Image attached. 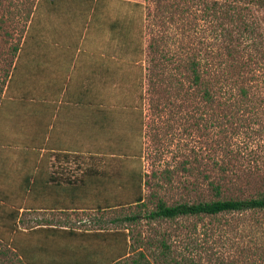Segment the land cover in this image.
<instances>
[{"label": "rangeland", "instance_id": "rangeland-1", "mask_svg": "<svg viewBox=\"0 0 264 264\" xmlns=\"http://www.w3.org/2000/svg\"><path fill=\"white\" fill-rule=\"evenodd\" d=\"M51 1L0 0V264H30L16 252L14 220L17 209L25 206L18 198L24 183L19 168L24 159L32 167L34 153L28 148L25 156L22 149L37 137L33 114L39 104L34 96L46 91L48 72L45 56L37 61L40 76L25 78L21 56L32 42L49 39L52 10L92 8L99 26L87 31L96 30L109 46L99 85L105 110L97 129L99 169L116 179L118 186L112 188L120 196L130 173L139 174L145 202L98 211L96 218L104 220V229H130L129 251L142 264H264V213L146 217L159 202L174 206L212 200V184L221 185L225 197L264 193V5L252 0ZM213 2L219 7L207 11V3ZM228 6H236V14ZM150 44L158 50L151 51ZM228 48L236 49L238 65L250 62L251 68L226 70L232 63ZM193 56L211 63L212 71L232 86L248 88L249 99L223 89L206 107L185 69ZM38 77L43 78L39 88ZM81 163L72 161L76 178L74 171L87 168ZM133 214L139 219L122 220ZM111 220L117 222L111 225ZM97 243L92 248L86 239H72L71 258L64 253L57 258L82 261L88 252H101L102 242ZM121 263L134 264L132 259Z\"/></svg>", "mask_w": 264, "mask_h": 264}, {"label": "crops", "instance_id": "crops-1", "mask_svg": "<svg viewBox=\"0 0 264 264\" xmlns=\"http://www.w3.org/2000/svg\"><path fill=\"white\" fill-rule=\"evenodd\" d=\"M96 11V8L88 11L52 10L49 16L54 31L49 39L46 43L32 42L31 48L21 56L27 68L25 78L30 79V74L40 76L37 61L45 56L48 72L46 93L39 92L34 96V102L38 100L39 104L33 114L37 137L34 143H24L22 149L25 156H28V148L33 147L34 153L32 167L28 166L29 160L23 158L24 165L19 168L24 183L18 187V191L23 192V197L18 196L21 201L18 200L25 206L17 209V220H14L17 226L16 252L26 257L30 264H101L98 258L102 253L96 250L84 254L82 261L68 260L69 256L71 258L68 253L70 241L80 238L70 232L88 237L97 232L114 230L104 229V220L96 218L98 199L86 194V191L98 190V180H103L105 171L99 169L101 153L98 146H101V141L97 137V129L103 123L105 111L99 85L104 80L103 66L109 46L105 45L96 30L87 31L99 26ZM58 26L62 27L60 31L56 30ZM35 79H39V88L43 78ZM1 150L3 154L4 148L0 144V154ZM73 159H78L83 162L82 166L87 167L80 172L74 171L79 176L77 178L72 175ZM28 178H31L30 181ZM82 180L87 186L82 184ZM75 188L78 189L77 194L73 190ZM81 213H88V216L80 220L78 216ZM90 213L93 216H89ZM73 222L78 226L73 227ZM116 222L110 221L111 225ZM82 224L88 227H79ZM57 253L69 256L58 260Z\"/></svg>", "mask_w": 264, "mask_h": 264}, {"label": "trees", "instance_id": "trees-1", "mask_svg": "<svg viewBox=\"0 0 264 264\" xmlns=\"http://www.w3.org/2000/svg\"><path fill=\"white\" fill-rule=\"evenodd\" d=\"M253 3H258L264 5V0H252ZM51 3H56V0H52ZM219 2H213L212 5L207 3L206 10H212L213 7H219ZM213 6V7H211ZM229 7V6H228ZM230 13L236 12L238 8L236 6L229 7ZM233 14H236L234 13ZM229 15V14H228ZM231 16V15H230ZM149 48L153 52L157 51L156 47L152 44L149 45ZM236 49L228 48V56L232 60L231 64H227L226 70L238 71L241 69H249L252 64L250 62H245L241 65L236 63ZM213 65L208 63L205 59L198 60L195 56L190 59V62L186 65V71L190 72L192 79L191 86L196 90L197 98L200 97L201 102L205 103L206 107H211L216 102V95L218 91L229 93L231 96L237 95L243 99L250 97V91L245 86L234 87L230 84L229 79H222L214 73ZM253 74V79L256 78ZM248 80V79H246ZM235 88L236 93H235ZM219 104V102H218ZM219 166V164H218ZM222 172H226V167L221 166L219 168ZM139 174L132 175L125 180L123 187L126 185L125 193L116 192L117 189L112 188L113 186H118L115 178L106 172L103 175V180L99 181L97 185L99 186L96 192L86 191V194L95 197L98 199L97 208L98 211H105L114 208H124L125 204L131 205H144V197L142 194V184L143 180ZM82 184L87 186L86 182L82 180ZM103 187V190H102ZM90 188H87L89 190ZM213 199L209 201H200L197 203H179L174 206H169L164 202H159L156 207V210L150 212L146 217L151 220H174L182 217H219L222 215H232V214H259L264 213V193L260 192L257 196H229L225 197L221 185L212 184ZM75 190L76 194L78 189ZM84 192V191H82ZM80 192V193H82ZM74 194V193H73ZM118 195V197H117ZM119 199L118 204H112L115 199ZM123 200H126L123 201ZM139 216L133 214L131 216H126L122 220L131 222L138 220ZM130 229H114V230H105L102 232H97L86 236L84 234H77L76 232H70L73 235H79L80 238L86 239L91 243L92 248H97L98 242H102L98 248H101L102 255L100 257L101 264H119L124 260L132 259L134 264H142L140 259L132 258V255L129 250H132V244H130L131 236ZM60 243V242H57ZM100 252V253H101ZM122 264V263H121Z\"/></svg>", "mask_w": 264, "mask_h": 264}]
</instances>
